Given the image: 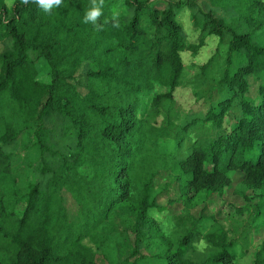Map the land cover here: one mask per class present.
I'll return each instance as SVG.
<instances>
[{
  "label": "trees",
  "instance_id": "16d2710c",
  "mask_svg": "<svg viewBox=\"0 0 264 264\" xmlns=\"http://www.w3.org/2000/svg\"><path fill=\"white\" fill-rule=\"evenodd\" d=\"M93 6L101 14L86 22ZM183 9L197 44L177 21ZM206 36L226 44L200 66L214 74L208 107L179 120L169 103L181 52ZM0 44V264L234 263L250 229L231 236L205 210L228 190L264 196V0H0ZM199 123L214 136L178 151ZM162 138L178 149L162 152ZM30 147L38 175L22 185L12 159ZM172 185L184 205L171 216L178 240L150 213ZM199 240L212 250L196 261L186 255ZM252 264H264V238Z\"/></svg>",
  "mask_w": 264,
  "mask_h": 264
},
{
  "label": "rangeland",
  "instance_id": "374dc122",
  "mask_svg": "<svg viewBox=\"0 0 264 264\" xmlns=\"http://www.w3.org/2000/svg\"><path fill=\"white\" fill-rule=\"evenodd\" d=\"M14 0H11V4ZM7 2V0H6ZM8 4V2H7ZM9 5V4H8ZM231 11V12H229ZM217 12L225 17V19L233 20L237 16L236 10L224 11L222 9ZM177 21L182 30L186 34L187 41L190 43H198L200 32L195 30L190 21V14L187 9H183L177 15ZM4 47L0 44V53ZM226 49L225 41H220L214 36H206L203 45L199 47L197 52L191 51L181 52L183 61V72L180 84L174 90L173 101L170 104L171 113L176 114L179 118H183L189 113H203L208 107L207 95L210 88H213L214 74H204L200 70V66L205 64L210 58L217 59L224 56ZM252 82V78L250 79ZM254 87H251V91ZM159 91V89H158ZM215 91V90H214ZM216 93H213V98ZM166 105V104H165ZM165 105H161V114L157 117V121H162V113H165ZM215 130L212 129L210 123L204 125L199 123L189 129L186 140L179 147L180 152H184L189 144L195 140H205L214 136ZM160 150L162 152H173L178 149V144L174 139L162 138L159 141ZM13 166L19 171L21 184L33 180L38 175L35 172V164L38 163V151L34 147L26 150H18L12 159ZM237 179V176H234ZM171 176L161 175L158 179L159 184L171 182ZM248 198L235 194L232 190H228L223 199L216 196L210 197L211 203L206 208V212L218 219L223 226L230 231L231 236H239L244 230L250 229L249 240L247 243L237 242L231 252L235 254L236 259L233 264H252L256 250L260 248L261 241L264 238V227L258 232L254 230V225L264 220V196L252 197L251 193H246ZM250 195V196H249ZM250 197V198H249ZM158 204L162 206L160 209H152L150 211L152 218L156 220L164 233L175 239H180L184 233L172 220V215L181 214L184 211V205L180 199V193L174 185L169 186L158 197ZM202 203L197 201V205L191 209V213L195 217L200 216ZM205 228L208 227L209 220L200 222ZM207 226V227H206ZM211 247L204 241L199 240L193 243L191 249L187 253V257L200 261L205 259L211 252Z\"/></svg>",
  "mask_w": 264,
  "mask_h": 264
},
{
  "label": "clouds",
  "instance_id": "9594fccd",
  "mask_svg": "<svg viewBox=\"0 0 264 264\" xmlns=\"http://www.w3.org/2000/svg\"><path fill=\"white\" fill-rule=\"evenodd\" d=\"M9 7H11V0H7ZM23 3H27L28 0H22ZM37 3L43 5L46 9L49 8L52 4H59L61 0H36ZM103 3V0H101ZM101 14L99 7L93 6L85 15V21H91L95 23L99 15Z\"/></svg>",
  "mask_w": 264,
  "mask_h": 264
}]
</instances>
